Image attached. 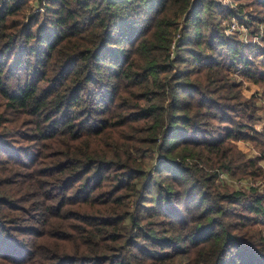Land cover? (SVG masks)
<instances>
[{
	"label": "trees",
	"instance_id": "trees-1",
	"mask_svg": "<svg viewBox=\"0 0 264 264\" xmlns=\"http://www.w3.org/2000/svg\"><path fill=\"white\" fill-rule=\"evenodd\" d=\"M29 1L0 0V264H264V193L215 171L264 178V37L215 22L264 0Z\"/></svg>",
	"mask_w": 264,
	"mask_h": 264
},
{
	"label": "rangeland",
	"instance_id": "rangeland-1",
	"mask_svg": "<svg viewBox=\"0 0 264 264\" xmlns=\"http://www.w3.org/2000/svg\"><path fill=\"white\" fill-rule=\"evenodd\" d=\"M217 1L218 0H216V2ZM42 2H45V0H43ZM221 3L225 6H232L236 8V5H235L236 3H234L231 0H222ZM29 5L28 7H26L25 15H27V13H31L32 10L35 9L37 6L39 7L40 2H38L37 0H30ZM251 8H245V9H242V11L238 12L237 16H240V18L242 16H245L243 23H239L238 20L233 19V18L229 20L228 19L221 20L218 18L215 20V22L221 23L222 31L226 35H234L236 36L237 39L241 40L242 42L246 44H260L261 45L262 43L261 38L264 37V19H263V22H258V23L256 21L254 23L249 22L246 11L248 12L251 11ZM260 16H263L264 18V11H262V14ZM175 55H176V52L173 51L172 56H175ZM262 61H263L262 58H257L255 63L260 64L262 63ZM241 69L242 67L239 66L238 70L236 69L231 70L230 71L231 73L229 74L230 75L229 79H233L236 84L242 80V84H241L242 86L240 88L241 94H240L239 99L251 104V102L253 101V97H255L256 95V91L259 90V87L256 85L254 86L253 84L241 79V74H240ZM227 95H228V92L223 94V98L219 99V102L222 104L228 103V101L225 99ZM253 107H254V110L257 112V114L261 115L264 118V101L259 99L256 105H254ZM244 116L245 114H243V116L240 117L238 120L245 122L246 119ZM261 124L262 122H258L256 124V129H259ZM221 131L223 134L224 130L222 128L213 129L211 132V137L217 138L218 137L217 135L221 133ZM237 144H238V147L241 150H243L247 155L256 153V150L251 146L250 143L239 141L237 142ZM161 160L162 159H160V157H157L156 152L153 153L152 158H148L146 160V167L149 169L151 175H153V168H156V166L161 162ZM193 161L197 162L199 167L209 172L204 167V165L199 163L197 160L193 159V160H190L189 162H193ZM260 165L263 168L264 162H260ZM215 171L217 173L216 184L221 188L227 189L231 192H239L245 196L250 195L252 192H259V193L263 192L264 193V178L254 179L251 177H239V176L233 177L229 172H225L223 170H215ZM147 193L149 196L148 198L151 197V199L148 201L151 204H153V202L156 199L154 189L151 188ZM262 234L264 235V233Z\"/></svg>",
	"mask_w": 264,
	"mask_h": 264
},
{
	"label": "built area",
	"instance_id": "built-area-1",
	"mask_svg": "<svg viewBox=\"0 0 264 264\" xmlns=\"http://www.w3.org/2000/svg\"><path fill=\"white\" fill-rule=\"evenodd\" d=\"M43 1V0H42ZM42 10V7L39 5V7L37 6L35 9H33V12H38Z\"/></svg>",
	"mask_w": 264,
	"mask_h": 264
}]
</instances>
